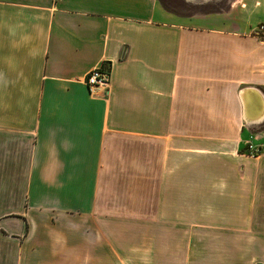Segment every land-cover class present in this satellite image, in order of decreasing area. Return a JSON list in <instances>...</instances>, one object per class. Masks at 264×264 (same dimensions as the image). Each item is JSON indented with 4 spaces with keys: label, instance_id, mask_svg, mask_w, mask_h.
<instances>
[{
    "label": "crops",
    "instance_id": "obj_1",
    "mask_svg": "<svg viewBox=\"0 0 264 264\" xmlns=\"http://www.w3.org/2000/svg\"><path fill=\"white\" fill-rule=\"evenodd\" d=\"M260 25L264 0H0V264H264L253 179L198 177L264 152Z\"/></svg>",
    "mask_w": 264,
    "mask_h": 264
},
{
    "label": "rangeland",
    "instance_id": "obj_2",
    "mask_svg": "<svg viewBox=\"0 0 264 264\" xmlns=\"http://www.w3.org/2000/svg\"><path fill=\"white\" fill-rule=\"evenodd\" d=\"M230 0H163V2L170 9L175 11V13L180 14H188L193 13L194 11L200 9L202 11H221L226 9L228 2ZM256 31L258 33L264 34V26L260 25ZM262 149L253 145L252 140L246 142V147L244 149V153H248L249 156L257 157V155L261 152ZM203 166L205 167L203 171V175L199 174L198 177L203 178H233V179H245L251 180L253 179L254 184L257 186L255 191V198L252 197L251 201V209L256 211V217L254 218V223L256 227H259L260 230H264V152L261 157L253 158V157H245V159L237 163V171L231 172H221L218 169L214 171L210 170V166L208 162L203 159ZM188 177H196L195 174L189 175Z\"/></svg>",
    "mask_w": 264,
    "mask_h": 264
},
{
    "label": "built area",
    "instance_id": "obj_3",
    "mask_svg": "<svg viewBox=\"0 0 264 264\" xmlns=\"http://www.w3.org/2000/svg\"><path fill=\"white\" fill-rule=\"evenodd\" d=\"M263 27V26H262ZM109 70L103 67H96L91 69L84 78L85 84L92 91L97 87L108 89L109 87Z\"/></svg>",
    "mask_w": 264,
    "mask_h": 264
},
{
    "label": "bare ground",
    "instance_id": "obj_4",
    "mask_svg": "<svg viewBox=\"0 0 264 264\" xmlns=\"http://www.w3.org/2000/svg\"><path fill=\"white\" fill-rule=\"evenodd\" d=\"M258 98V97H257Z\"/></svg>",
    "mask_w": 264,
    "mask_h": 264
}]
</instances>
